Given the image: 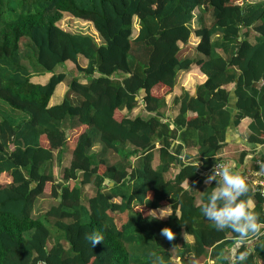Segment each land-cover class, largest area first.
<instances>
[{
	"label": "trees",
	"instance_id": "trees-1",
	"mask_svg": "<svg viewBox=\"0 0 264 264\" xmlns=\"http://www.w3.org/2000/svg\"><path fill=\"white\" fill-rule=\"evenodd\" d=\"M64 13L100 40L59 25ZM191 32L194 54L181 55ZM193 68L200 79L167 104ZM244 117L246 140L264 145V0H0V264H151L152 252L173 264L181 231L192 236L181 262L227 264L235 234L199 205L227 126ZM247 184L264 221V196ZM40 197L50 201L35 213ZM164 205L171 216L147 215ZM94 231L104 242L93 247ZM258 243L246 264H264Z\"/></svg>",
	"mask_w": 264,
	"mask_h": 264
},
{
	"label": "clouds",
	"instance_id": "clouds-1",
	"mask_svg": "<svg viewBox=\"0 0 264 264\" xmlns=\"http://www.w3.org/2000/svg\"><path fill=\"white\" fill-rule=\"evenodd\" d=\"M199 167V162L195 168ZM215 182L210 193L202 198L199 205L202 215L211 222L217 231L230 230L235 234L231 247L223 254L227 264H246L250 256L248 245L258 243L264 249V221L254 210L247 194L249 187L246 179L225 163H215L210 173L205 176L206 185ZM169 206L150 210L147 215L154 220H163L172 215ZM160 235L169 242L175 239V233L169 227L161 229ZM93 247L104 242V236L92 232L85 236ZM151 264H166L164 257L156 252L150 253Z\"/></svg>",
	"mask_w": 264,
	"mask_h": 264
},
{
	"label": "crops",
	"instance_id": "crops-1",
	"mask_svg": "<svg viewBox=\"0 0 264 264\" xmlns=\"http://www.w3.org/2000/svg\"><path fill=\"white\" fill-rule=\"evenodd\" d=\"M34 76L35 77L40 76L41 78L39 80L33 79V81H44L46 77L48 76V72L42 75H34ZM60 86L61 87L64 86L63 82H60L56 85L54 89V93L50 98L51 103L58 101L60 97L62 96L65 90V86L61 94H59V96L55 95L58 87ZM139 95H141V92L139 93ZM169 96H170V93L165 96L166 101H168L167 99ZM135 109L136 110L133 109L134 111L131 110V112L132 111H133L132 113L138 112L139 106H136ZM247 122H248V118L244 117L238 122L237 125H234L231 122L227 126V129L225 132V139H224L225 143L221 147L220 151L217 153L219 157L227 160V163L234 170H237L239 172L242 171L243 169L249 170L250 172H254V170L256 169V164H255L256 159H260L264 161V145L253 143V142H248L246 140V135L248 133V129L246 127ZM241 150H245V153L242 156L241 160L239 161L237 158ZM170 169L172 170V168ZM250 202H251V205L253 206L252 200H250ZM164 207H167V205L155 207V208H152L151 210H156V209L164 208ZM182 241L191 242L192 236L184 231H181L179 242L177 243L176 246L170 248V253L172 255L171 259H172L173 264H186L179 260V255H178V250L180 248V244ZM231 245L229 246V248L231 247ZM211 260L212 259L207 256V257L191 260L187 264H210ZM214 264H221V263L219 261L214 260ZM259 264H263V262H260Z\"/></svg>",
	"mask_w": 264,
	"mask_h": 264
},
{
	"label": "rangeland",
	"instance_id": "rangeland-1",
	"mask_svg": "<svg viewBox=\"0 0 264 264\" xmlns=\"http://www.w3.org/2000/svg\"><path fill=\"white\" fill-rule=\"evenodd\" d=\"M243 0H236V2L238 3H241ZM197 10H194V15L192 17V19L190 20V25L191 26H196L197 25V21H196V14H197ZM58 23L59 25L67 28V29H71V30H79V31H82V32H87L89 33L91 36L94 37L95 40L99 41L100 40V37L97 35V33L95 32V30H93V28L91 27L89 21H86L84 19H81V18H77V17H71L70 15L64 13L60 19L58 20ZM136 28H137V22H136V19L135 17L133 18V23H132V33H134L136 31ZM196 37L192 32L190 33L186 43L184 45H181V48H180V54H186V55H190L192 56L194 54V50L192 48V46L195 44L196 42ZM181 44V43H179ZM78 63L83 65L84 64V59L82 57H79L77 59ZM64 68L66 70H68L70 73H75L76 70H75V67L72 63L70 62H65L64 63ZM190 71H192L190 74H187L186 72H182V71H179L176 75V85H175V88L173 89V91L170 93V96L168 97V101H167V104L170 102V98L171 96L174 94V92L178 93L180 88L182 86H184L187 90H191L194 85V82L198 81L200 79L199 77V72L196 68H193L191 69ZM36 75V74H34ZM32 75V79H36V80H39L41 77L40 76H34ZM64 84V82H63ZM182 86H181V85ZM64 86L66 87V85L64 84ZM64 86L63 87H58L57 89V92L55 93L56 96H59V94H61L62 90L64 89ZM179 87V88H178ZM134 110L135 107L133 108ZM132 109V110H133ZM133 110V111H134ZM132 111V112H133ZM132 112H130L132 114ZM191 149H185V151H190ZM175 169L172 168V170L170 169L169 172H168V175L170 173H172ZM58 171H59V168H56V174L58 175ZM185 184V183H184ZM85 188V194H88L90 193L92 190L90 189H87L86 187ZM50 201V198H45V197H40L39 199V202L36 204L37 206V209L35 211V213H37V211H39L40 209L42 208H45L47 205H48V202ZM52 201V199H51Z\"/></svg>",
	"mask_w": 264,
	"mask_h": 264
},
{
	"label": "built area",
	"instance_id": "built-area-1",
	"mask_svg": "<svg viewBox=\"0 0 264 264\" xmlns=\"http://www.w3.org/2000/svg\"><path fill=\"white\" fill-rule=\"evenodd\" d=\"M215 163H225L227 166L232 168L228 163L227 160L224 158H220ZM215 163L210 167V171L212 170ZM256 169L254 172H250L249 170L243 169L239 172L249 183L251 190L258 192L260 195L264 196V161L260 159H256L255 161ZM233 169V168H232Z\"/></svg>",
	"mask_w": 264,
	"mask_h": 264
}]
</instances>
